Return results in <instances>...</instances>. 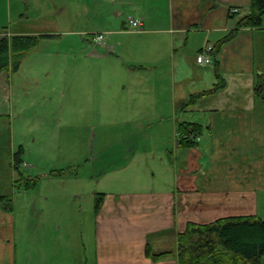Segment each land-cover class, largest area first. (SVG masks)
Segmentation results:
<instances>
[{"label":"crops","instance_id":"obj_1","mask_svg":"<svg viewBox=\"0 0 264 264\" xmlns=\"http://www.w3.org/2000/svg\"><path fill=\"white\" fill-rule=\"evenodd\" d=\"M28 1L32 11L21 13L18 7ZM251 4L10 0L2 5V28H19L0 33L50 36L36 51L51 39L82 51V57L65 54L59 69L46 54L32 57V81L41 75L48 78L52 71L64 78L79 72L83 62L84 70L75 75L78 88L63 95L68 109H81L88 97L94 112L121 105L127 133L143 132L123 137L124 143L133 140L145 146L152 138L164 144L178 122L201 125L204 131L198 147L181 149L175 140L167 157L164 152L150 156L147 149L130 151L117 166L87 177L95 179L93 187L84 186L83 178L81 185L46 184L42 191L39 179L32 197L23 196L32 216H20L21 196L29 190L21 186L14 168V125L3 126L0 118V197L14 203L12 212L0 209V264H179V235L189 223L206 225L243 216L264 221V99L255 92L258 76L264 77V17L260 27H238L251 13ZM234 9L238 12L232 13ZM128 17L142 20L144 30H128ZM233 32L236 35L223 43ZM97 33L106 34L105 45L92 41ZM206 45L217 52L211 65L196 61ZM217 68L226 87L183 109L191 96L214 88ZM85 86L90 89L87 98ZM1 89L0 97L8 99L9 87ZM150 130H157L152 137ZM29 155L32 159V149ZM68 177L79 179L78 174L61 173L46 179L65 183ZM98 194L105 198L96 214Z\"/></svg>","mask_w":264,"mask_h":264},{"label":"rangeland","instance_id":"obj_2","mask_svg":"<svg viewBox=\"0 0 264 264\" xmlns=\"http://www.w3.org/2000/svg\"><path fill=\"white\" fill-rule=\"evenodd\" d=\"M9 1L0 0V10L3 11L2 5L7 6ZM11 1L14 2V0ZM28 8L32 11V2L30 1L26 4L21 2V6L18 7L21 13H28ZM1 15L0 32H14L19 28L18 26L10 27L8 25L7 28H2L6 24L4 20L6 18L3 17V14ZM43 39L39 43L40 46ZM58 40L51 39L50 43L40 51H36L39 45L30 50L17 74H14L10 67L8 71L2 72L6 75L0 77V91L3 86H8L10 89L8 99L0 97L2 125L7 127L14 125L17 145L14 151L19 152L20 149H23L26 152L22 154L24 155V162L21 166V172L27 177L32 176L41 179L38 186L39 190L43 191V186L46 184L81 185V181L84 186H96L95 179L91 180L87 177L92 176L95 171L96 174H99L115 165L117 166L132 150L140 149L143 151L147 149L150 156L153 152L156 154L164 152L166 157L167 151L173 153L175 140L177 141L175 129L173 134L165 135L164 144L161 145H157L152 138L149 144L145 146L139 145L130 139V141L124 143L123 137L127 135L134 136L137 133L143 135V132L138 128L139 130L130 129V132L127 133L129 129H125L122 122L127 114L125 108L121 105L117 108L113 107L111 110L94 112L88 97L81 104V109H68L65 104L67 100L62 102L65 100L63 95H69L71 90L78 88V78H75V75L81 73L80 69L84 70L83 62L79 65V72H69L64 78H61L59 71H52V75L48 78L41 75L39 81H32V57L38 54L37 52L46 54L48 62L57 66V69H59L65 54H70L71 57L83 56L82 51L79 49L69 50L65 43L59 44ZM100 51L104 52L101 48ZM73 67H71V70ZM74 70L75 68H73ZM89 83L92 84V82ZM151 84L153 85V81ZM83 91H85L87 98L90 95V89L88 92L85 86ZM61 107L66 108L61 109ZM133 126L135 125L133 124ZM165 126L164 131L166 133L167 124ZM156 131L150 130L151 137ZM20 141L23 142V145L20 144ZM31 149L32 159L29 157ZM10 150L11 148L4 152L7 159L11 156ZM206 159L207 157H204L202 161L205 162ZM29 164H32V169L28 166ZM3 168H6V162L3 164ZM55 170L64 174L65 177L78 174L79 179L68 177L69 179H65L67 181L65 183L62 180L49 183L51 181H47V175ZM80 179L83 180L80 181ZM31 190L21 196L20 205L22 208L18 207L17 210L20 216H32L28 203L23 200V196L32 197Z\"/></svg>","mask_w":264,"mask_h":264},{"label":"trees","instance_id":"obj_3","mask_svg":"<svg viewBox=\"0 0 264 264\" xmlns=\"http://www.w3.org/2000/svg\"><path fill=\"white\" fill-rule=\"evenodd\" d=\"M264 17V0H252L251 13L242 17L239 28L260 27ZM236 35L230 33L223 43ZM50 36L14 35L8 37L0 33V74L11 67L14 74L21 68L27 53L36 48L41 39ZM213 53H217L214 52ZM217 61V60H216ZM219 62H217L218 66ZM217 84L210 91L193 95L183 109L195 105L201 98L213 96L226 87V81L216 69ZM255 92L264 99V77L258 76ZM177 146L181 149L198 147L203 134V127L198 124L178 122L176 128ZM199 139V140H198ZM23 150L14 155V168L20 176L21 186L27 190L34 189L39 178H30L21 172ZM50 175H60L51 171ZM105 195L98 194L95 212L102 208ZM0 209L7 212L14 210L13 200L0 197ZM179 264H264V221L258 217H228L213 223L200 225L189 223L179 235ZM148 253L149 250H148Z\"/></svg>","mask_w":264,"mask_h":264},{"label":"built area","instance_id":"obj_4","mask_svg":"<svg viewBox=\"0 0 264 264\" xmlns=\"http://www.w3.org/2000/svg\"><path fill=\"white\" fill-rule=\"evenodd\" d=\"M238 9L232 10V13H237ZM127 29L133 32H142L144 30V23L140 19L128 17L126 19ZM105 33H97L92 35V41L97 45H105L106 41ZM214 46L206 45L202 52L197 56L196 61L198 64L211 65L214 63L213 54ZM199 140V139H198Z\"/></svg>","mask_w":264,"mask_h":264}]
</instances>
